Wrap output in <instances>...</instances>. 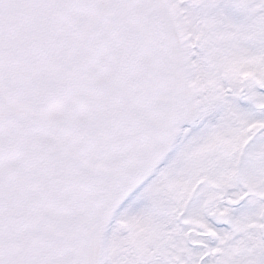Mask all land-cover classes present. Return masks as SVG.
<instances>
[{
  "label": "snow or ice",
  "instance_id": "snow-or-ice-1",
  "mask_svg": "<svg viewBox=\"0 0 264 264\" xmlns=\"http://www.w3.org/2000/svg\"><path fill=\"white\" fill-rule=\"evenodd\" d=\"M0 264H264V0H0Z\"/></svg>",
  "mask_w": 264,
  "mask_h": 264
}]
</instances>
